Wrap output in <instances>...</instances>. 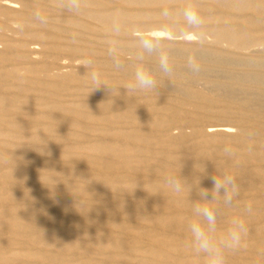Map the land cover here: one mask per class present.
Masks as SVG:
<instances>
[{
  "label": "rangeland",
  "instance_id": "374dc122",
  "mask_svg": "<svg viewBox=\"0 0 264 264\" xmlns=\"http://www.w3.org/2000/svg\"><path fill=\"white\" fill-rule=\"evenodd\" d=\"M252 1L255 2L257 5L264 6V0H252ZM3 2H8L12 4L16 12L22 11L26 13V18L28 20L25 19L16 20L13 14L9 12L0 11V68H2L3 65H5L7 67V70L9 69V71H7L5 75L0 76V92L8 91L9 89L11 90L14 87L18 88L20 86L18 89L20 90L19 92L20 97L21 98L31 97L38 90L35 87H39L42 83H46V82L49 83L54 80H61L68 78L67 75L58 76L57 74H60V72L68 71L71 67L77 69L90 68L96 71H106L110 78L116 80V83L115 82L111 83L108 81H98L101 86L99 88H96L98 84L94 81L89 80V78L83 79L82 77L83 82L89 87L96 88L97 90H102V91L115 88L116 93L120 94L121 96L122 95L124 96V97L122 96L121 99L123 101L125 100V104H126V106L124 107H118L116 105L113 106V108H118V109H112L111 107V108H102L98 110L97 109L93 110L87 107H86L87 109L82 107L83 108L82 110L75 109L74 113L69 112V110L67 109L63 111L61 110L65 114V116L68 117L69 121L62 123H49L50 131L58 138L59 143L61 144L63 143V145L73 146L74 148L77 147L78 149L74 152H76V154L80 156H83L85 160L78 163L77 162L67 163L63 168L59 170L61 174L58 177V179L49 180L46 183H42L45 186L56 190V187H54L55 183H57L58 180L60 181L65 180L67 182L72 183L77 191H81L79 192L80 193L79 195H82L84 197H79V198L85 202L91 200L90 197L96 198L98 197V195L100 196L101 188H105L104 187L105 184L96 183L94 185H91L90 183H87L88 182L87 179L92 176L94 177L98 175H103V176L105 175L106 177H111L118 174H123V175L127 174L129 178L126 176L128 178L124 182L126 184L131 179L130 177L132 175L133 176L135 175L133 173L135 171L133 170L136 169L138 173L136 172L135 173L138 175L141 172H143L144 167L142 166L147 164H152V167L154 169L160 170L161 172L165 171L163 165L168 166L169 164L171 168L175 170L174 172H177L178 169L181 168V166L179 165L180 163L169 159L171 158L170 155L177 154V151L174 152L175 146L178 145L179 143H183V141L189 137H195L201 140H205L206 139L205 133L207 132V130H209L210 125H218V126L224 125V127H227L231 133L236 134L237 136H240L244 139H251L253 133L242 132L240 130L241 129L240 124L242 125V127L248 128V126L250 127L251 124L255 125L257 123L256 125H259V128L257 129L260 131V134L258 135L264 141V106H263L264 105V77H263L264 76V45L261 42L260 43L255 42L250 44L248 48L241 50L234 48L230 45H227L224 42H215L212 34V30L216 28L215 26H217L214 24L217 22L216 20L214 21L213 18L218 14H224L226 15V17L229 18V19L225 18V22L227 21L226 23L228 24L227 26H231V25L242 26L244 27L245 30L248 29L246 30V32H249L250 34L257 35V32L262 33L264 32V28H263L264 23H262V21L264 22V12H261L260 14V11L259 10L256 11V9H252L253 7L251 8L248 7L244 10H236L234 8L229 9V7H223V5L217 2L216 0H205V1L179 0V1H175L176 3L173 2L171 5H174L179 10L183 9L181 10L183 13H185L186 9H192L196 13V15L199 18V22L190 23L187 20V18L184 16L178 18H171L165 15L163 16L162 14L160 15L161 12L155 9L156 7H160V6H158V4H156L155 2L150 5V7L147 9V12H145L144 14L139 12V8H140L139 5H130L120 0H89V2L87 3L80 1V8H85L86 10L92 8H100V9L102 8L101 12H108L111 10L126 11L129 14L126 17L129 23V28L126 29V31L124 30V32H121V31H109L100 28L98 27L99 24H97L84 12H81L80 14H77L75 12H69L66 10V8L63 5L61 4L56 5L51 0H34V2L33 0H0V5ZM23 3H26L27 5H24ZM207 9H209V11H207ZM242 14H245L247 17L250 16L251 18L258 20L261 29L254 30L255 28L253 25L244 22L242 20L241 18ZM65 17H71L73 19V22H76L77 24H67L61 21V19ZM206 18H208V20ZM173 27H176L178 29L177 33H174L171 30ZM29 28H34L36 29V32L39 31L41 34H44L46 36L45 39L48 40L73 41L76 47L68 54H59L58 55L59 57L57 59L56 58L47 59L43 56L42 52L39 51L41 49L40 45L36 41L30 40L26 36L27 31L25 30ZM143 37L153 38L154 41L157 43V47L153 49L151 52H147L145 50L138 51L130 47L129 45L123 46V48L115 47L116 43L123 44L133 41L139 42L140 39ZM186 38H188L189 42L192 43L195 49L202 51H207V50L211 51L216 55H218L221 59H224L226 56L225 59L230 60L231 63L230 62L225 63L217 59L214 60L208 59L207 61H200L195 58H189L187 56L186 57L179 56L173 53L172 50L173 48H177L186 44ZM3 42H8L9 44L15 46L19 45L20 47H22V45L24 44L25 46L23 47L33 49L35 52L33 53L26 51L27 56L24 57V59L23 58L20 59L18 58L17 60L10 59V54H9L10 51L8 48L4 47ZM162 49H165V51H163ZM119 52L121 53V55ZM162 55L167 58L169 67L171 68L170 73H167L168 75L161 72L159 69L160 58ZM44 59H47V61H44ZM104 60L111 61L112 63H110L109 65L103 64ZM42 62H46L49 65L47 67L49 68L48 70H39V71L28 70V67L35 65L37 66L39 65V63ZM233 63L234 65H232ZM245 64H247V66ZM138 68H143L145 71L150 72V74L153 76V78L156 81V86L154 88L146 89V90H141V89L133 90L129 88V85L134 84L135 82L134 77ZM233 74L235 75L232 76ZM74 76H73V81L77 82L79 79H81L80 77L82 75L78 73L76 74L74 73ZM241 79L243 82L241 81ZM197 82L200 85H196ZM19 83H22V85ZM168 85L170 86L168 87ZM203 87L205 89H203ZM220 88L221 90H219ZM129 93L131 94V96H129L130 95ZM107 94H108L107 92L104 93V95ZM259 94H261L262 97H259L258 96ZM61 97H65L63 96V93L56 94L57 99L58 98L61 99ZM98 98L100 97L85 95L81 100V103L83 102L84 105L88 103L89 104L94 103L97 101L96 99ZM49 100H55V97L50 98ZM135 101H137V103ZM155 101L159 103H155ZM135 105H140L141 107H147L148 109H150L145 115H143V117H140L141 115L137 117L138 119L149 120L146 123L145 127L152 128V126L153 127L156 126L157 128V125L159 127L161 125H162L161 127L167 125H175L171 127L172 135L178 136L180 130L183 129V131L187 136L181 138L180 137L171 138L168 135L163 134L161 135L162 140H164L162 143L151 144L148 140H146L145 142L144 139L134 134H131V136L128 137L127 136L123 137L122 134L107 135L101 133L102 130L104 132V129L108 127L110 122L116 125L118 123L123 125L125 120L134 118V116H125V118L121 119L122 120L121 122H115L112 119L108 123V119H103V120L101 119L102 116L101 111L108 110L107 113L117 110L123 111L124 108L129 106L130 108H137ZM154 105H161L165 109L163 111L161 110L157 111L155 109L153 110L152 106ZM53 111L55 113H60L59 111L56 110ZM173 112L175 113V115H171V113ZM1 118L7 120L10 119V116L3 115L1 116ZM0 121L3 122L2 120ZM153 121L155 124L153 123ZM8 131L9 128H4L3 126L0 127L1 136H4L7 133H9ZM193 132L196 133L193 134ZM125 138L127 141V148L125 150L128 151L129 153L132 152L134 153V150L130 148L131 146L135 145L138 147V149L141 148L137 152L138 155L137 154L132 155L133 158L139 159L137 162L132 161L130 162V164H126V165L124 164L123 166H121V168L118 169L113 168L111 170V168H105L104 170L105 172L98 171L95 172V174L92 173L89 176H84V177L82 176L84 165H97V166H101L102 168L103 165L105 164H108L110 166L114 165V167L117 164L120 165V163H122L120 162L122 161L121 157L117 155H114L112 157L109 155V150L107 149V147L99 148L97 146L109 142L110 143L117 141L121 142L122 140H123L122 142H124ZM216 138L218 140H216L214 145L212 144L214 143V141L211 140L209 141L208 143L209 146L213 145V147L219 149L225 148L226 146L228 147L231 146V144L227 145L225 144L224 141H220L221 135H216ZM130 139L133 141H131ZM23 144L25 146V148L23 149L27 153L23 154L26 155L25 159L22 157V160L20 162H17L19 165L16 169L17 171L20 172L29 169L34 164L36 165L38 164L41 167L44 166L43 167L44 169H49V168L52 169V166H56L59 162L57 158H63L68 154V152L64 151L61 155L56 156L51 151L39 150L37 146H34L30 143H23ZM143 144H144L143 146L144 148L141 147ZM208 144L205 143V146H207ZM83 145H85V147L80 148ZM169 145L171 146L173 145V146L171 147ZM47 146L50 147L48 148L50 150L54 147L51 145H47ZM148 146L151 148H148ZM4 147L5 148H0L1 161L11 160L12 158H17V157L20 158L22 156L21 150L15 144L5 145ZM207 147H205V149ZM202 148L204 147L203 146L199 147L198 150ZM198 150L193 149L190 151L191 153L189 152L190 154L189 156H191L192 160L194 161H192L189 167L186 168L187 171H183V172L178 171L182 174L181 176L186 178L189 182L191 180L198 178V176L201 175L199 172H207L208 170V173H210L214 169L212 171L213 175L215 174L220 175L221 173L224 172L223 170H225V172H230L232 169L233 170H235L236 168L238 169L239 161L241 157L244 158L245 160V162L244 160H242V164H248L253 162L258 166L262 165L261 167H264V157H263L264 147L260 148L262 152L261 158L253 157V156L251 157L249 154L241 155V157L239 158V156L235 154H232L231 156H226L225 154L222 155L221 153H217L215 155H211L212 157L210 156L202 159L201 157L197 156ZM151 154L153 155L151 156ZM225 157H228L229 159ZM212 161H214V163ZM189 170L190 173H188ZM174 172H164L162 174L171 175L174 174ZM232 175L237 176L240 174L233 173ZM161 177L162 176L159 177L149 176V181L152 182L155 181L158 183L160 182L158 186L150 190L147 189L145 191H142L138 189L140 186H136L132 188V190H126V191L123 190L120 192L119 191L115 192L114 189H111V191H113L112 192L113 200L107 206L112 210L117 211L115 213L125 215L126 213H122L119 210L123 208V204L129 201L130 198H134V196H130L128 194L136 193L138 194V197L135 198L138 199L140 198L137 203L142 204L144 206L142 208L143 211L134 210L135 207L133 205L129 207L130 213H133L139 218L141 216H148V214H152V213L154 214L155 212V214L156 213L160 214V216L162 218L164 217L165 219L163 218L164 220L162 222H158V221L155 222V220L153 219L148 221L140 220L139 222H137L136 220L125 218L124 220L120 221L121 223L124 224L125 227L133 224L136 225L137 228L140 230H149L151 233H157L163 236L164 239L169 240L172 236L182 235L186 239L191 240L192 237L190 231L188 230L189 229L188 225L190 222L198 219L197 217L194 216L192 211L193 201L199 198L197 192L195 188H193V190L190 191L191 187L188 188L189 190L188 191L186 186L182 192L175 193L167 185H165L163 181L158 180ZM36 178H38L37 179L38 181H42V175L36 176ZM132 178L133 181H139L142 179L141 177H137V176ZM4 179L11 180L17 183L21 182L22 180V178L21 180L14 178L12 179L4 178ZM244 179L250 180V178H246V177ZM44 180L46 179L44 178ZM42 184L38 183L39 186H42ZM162 187H165L168 193L164 192L162 194H157V192H161L160 190H162ZM262 189H264L263 184H261L259 188L257 187L253 188V190L243 189L242 191H238V194H236L234 197L240 195V193L242 194L246 193L251 195L257 194L259 192H263L264 190ZM61 190L62 189H60V191ZM257 190L258 192H256ZM67 191L73 193L71 192V190H67ZM39 194L45 195L46 197L48 195L44 191H42V193ZM85 194L87 197H85ZM260 194L264 195V192ZM192 197L195 199H193ZM171 198H176L177 201H179V203L174 202ZM221 200L222 198L221 199L218 198V203L211 206L213 207L217 206V210L219 214L225 215L226 213L229 215L228 212H225L226 211L225 209L228 207H226V205H224ZM9 201L10 203L13 204V206L17 208L18 215L21 214L20 211L22 210V208L32 206V204L29 205V203H27V200L25 201L23 200V198L10 199ZM171 202L173 203L172 205ZM87 206L90 207L89 205ZM182 207L183 209H185V211L182 209ZM154 208H156V210ZM255 208L257 207L255 206ZM89 211L90 210L87 209L86 207V212H88L87 215L93 217L96 220L95 225H87L84 223L81 224V228H83V230L85 229L92 230L89 234L90 235L88 237L89 239L84 241L82 240L81 233L75 232L74 236L65 235V237H63L64 239L63 241L65 242V244H59V242H57L56 235H53V233L46 232V234H48L50 238H54V239L50 241H44L41 243L27 242L28 249L32 251L34 254L29 255L27 257L15 259L14 262L26 261L28 262V264H45V263L68 264V262L67 263H63L59 261L56 262L55 260H53V257L60 258L62 261H64L65 258L69 257L68 254L72 252V250L74 249L73 247L75 245L80 246V248H78L80 252L82 251L84 252L83 254L84 258L82 260L85 261L86 264H182V263L187 264L185 261L191 260V258L198 257L194 250H191L190 252L172 250L169 252L170 247L166 244L164 245L163 243L158 242L155 236L151 234L143 235L136 233L135 236L126 238L123 234L118 233L119 230L114 225L115 222L117 221L114 220L112 221L108 219V217H105L106 215L101 217L99 215L89 213ZM189 211H191V213L193 214V218H191L190 220L185 221L183 223H181L182 221H180V223L174 226H172L171 224L167 225V219L169 218V216L170 217L178 216L179 214H184V213L190 214ZM72 213L74 214V216H72L73 219L76 220L81 219L82 214H79L78 212H72ZM228 217H230L231 219L233 217H239L244 220L245 224L248 219L247 212L240 211V213H237L235 211L233 212V210ZM228 217L226 216L225 218ZM20 218H16V220L19 222L21 221ZM201 223H203V221H201ZM258 224H259L258 222L256 223L253 222L249 226L254 227ZM1 225H0V233L1 231L7 229L6 224H1ZM62 225L63 224L56 225L53 229L58 231L60 228H62ZM225 229L227 230L228 227L225 228V226L217 224V232L215 233V236H217V234L222 233ZM35 230L37 231V233L39 232L38 229ZM35 230L32 229L33 232ZM97 232L98 233L108 232L109 234L114 235L113 240H115L116 242H120V246L107 247L101 250L100 243L97 242L96 238H94L95 236L94 233ZM178 232H182V233H178ZM259 233H261V231ZM20 234L14 235L10 233L5 237L17 243V241H20L19 239L17 240V238L20 237L22 239L27 238V236H24L27 233L22 232ZM262 234H264V232ZM262 234H258V233L254 234L253 235L254 238H252L253 236L251 235L242 234L241 244L239 248H236L234 250L225 249L224 252L230 255L235 254V252L237 254H242V253L244 254L248 251L257 254L260 253L261 251L262 253H264V237ZM4 235L6 234L2 233L0 235V238H2ZM246 237H250V238L246 239ZM216 238L219 239V237ZM256 240H261V243L259 245L258 244L255 245L253 248L247 247L248 243L250 242L252 243ZM3 241L4 240L0 239V246L3 245ZM132 244H134V246H132ZM173 246L176 245L174 244ZM144 248L146 249L150 248V250L153 252L142 253ZM0 254L4 255V253H0ZM198 255L203 256L202 259L194 260L189 264H207V260L204 257V255L203 254H198ZM162 256H166V257L162 259ZM166 259L170 262H166ZM244 263L237 262L235 264H244ZM250 264H264V258H262L260 261L258 260V262H254Z\"/></svg>",
  "mask_w": 264,
  "mask_h": 264
},
{
  "label": "bare ground",
  "instance_id": "6f19581e",
  "mask_svg": "<svg viewBox=\"0 0 264 264\" xmlns=\"http://www.w3.org/2000/svg\"><path fill=\"white\" fill-rule=\"evenodd\" d=\"M51 1L56 5L61 4L64 6V0H51ZM80 1L85 2V3L89 2V0H80ZM120 1H123L125 3L130 4V5H139L140 6L139 12L144 13V14H145V12H147V9L150 7V5L155 2L156 4H158V6H160V7L155 8L161 12L160 15L162 14L163 16L165 15V16L171 17V18H178V17H182V16L185 17L184 13L181 11L183 9L179 10L174 5H171L173 2L179 1V0H120ZM216 1L221 3L223 5V7H229V9L234 8L236 10H244L248 7L249 8L253 7L252 9H256V11L259 10L260 14H261V12H264V6L257 5L252 0H216ZM33 2H34V0H33ZM23 4L27 5L26 3H23ZM194 4H192V5H194ZM17 6H19V5H17ZM13 7L14 6L12 4H10L8 2H3L0 5V11L9 12V13L13 14V16L15 17L16 20L17 19L18 20H22V19L28 20L26 18V13H24L22 11L16 12V10H14ZM96 7H97V5H96ZM211 8H213V7H211ZM226 10H227V8H226ZM101 11H102V8L101 9L100 8H92V9H87V10L85 8H80V11L75 12V13L80 14L81 12H84L91 19H93L97 24H99L98 27L109 30V31L124 32V30L126 31V29L129 28V23H128V20L126 18L129 14L126 11H124V10H113V11L111 10L108 12H101ZM207 11H209V9H207ZM223 13H225V12H223ZM248 15H251V14H248ZM225 18L229 19L224 14H218V15L214 16V18H213L214 21L216 20V22H217V23H214L215 25H217V26H215L216 28H214L212 30V34H213L215 42H224L227 45H230L234 48L241 49V50L248 48L250 44L255 43V42H259V43L261 42L264 45V32H262V33L257 32V35H255V34H250L249 32H246V30H248V29L245 30L244 27H242V26H235V25L227 26L228 24L226 23L227 21L225 22ZM241 18L244 22H247V23H250L251 25H253L255 28L254 30L261 29L258 20L253 19L250 16L247 17L245 14H242ZM206 19L208 20V18H206ZM61 21L65 22L67 24H77L76 22H73V19L71 17L62 18ZM262 23H264V22L262 21ZM171 30L174 33L178 32V29L176 27H173ZM25 31H27L26 36L30 40L36 41L40 45L41 49L39 51H41L43 56L47 59L48 58H51V59L56 58L57 59L59 57L58 56L59 54H68V53H70V51L74 50V48L76 47L74 45L75 43L73 41H70V40L52 41V40L45 39L46 36L44 34H41L39 31L36 32V29H34V28H29V29H26ZM226 44H225V46H226ZM3 45H4V47L8 48L10 51V53H9L10 59H16V60L18 58L24 59V57L27 56L26 51L27 52H33V53L35 52L33 49L23 47V46H25L24 44L22 45V47H20L19 45L15 46V45L9 44L8 42H3ZM126 45H129L130 47H132L138 51L143 50L141 48L139 42H134V41L128 42V43H123V44L116 43L115 47L123 48V46H126ZM165 49H162V50L165 51ZM214 49H216V48H214ZM172 50H173V53H175L176 55L184 56V57L187 56L189 58H195V59H198L200 61H207L208 59H213V60L217 59V60L223 61L225 63L230 62V60L225 59L226 56L224 59H221L218 55H216L215 53H213L211 51H208V50L202 51V50L195 49L194 46L192 45V43L189 42L188 38H186V44L185 45L177 47V48H173ZM249 52H251V51H249ZM120 55H121V53H120ZM252 56H254V55H252ZM47 59H44V61H47ZM103 62H104L103 64H108V65L110 63H112L111 61H108V60H104ZM238 62H240V61H238ZM232 65H234V63ZM245 65L247 66V64H245ZM48 66L49 65L46 62H42V63H39V65H37V66L35 65V66L28 67V70H30V71L48 70L49 69V68H47ZM189 66H190V64H189ZM7 71H9V69L7 70V67L5 65H3V67L0 68V76L5 75L7 73ZM182 72H184V71H182ZM74 73L75 74L78 73V74L82 75L80 77L81 79H79L77 82L73 81ZM93 74L96 75L98 81H108L111 83H114V82L116 83V80L110 78L106 71H96V70L90 69V68L89 69H86V68L85 69H83V68L77 69V68L71 67L68 71L60 72V74H57L58 76L67 75L68 78L61 79V80H54V81L49 82V83H47V82L42 83L39 87H35L38 90L31 97L21 98L19 95L20 90H18L20 86L18 88L14 87L11 90L9 89L8 91L0 92V118L3 115H9L10 116V119H7V120H4L2 118L0 119L3 121V122L0 121V124H1L0 127L3 126L4 128H9V131H8L9 133H7L4 136L0 135V148H5L4 147L5 145L15 144L22 152V156L20 158L17 157V158H12L11 160L1 161V157H0V225L1 224L7 225V229L1 231V233H0V235L2 233L6 234L3 237L1 236L2 238H0V239L4 240L3 245L0 246V253H4V255L0 254V264H28V262H26V261L14 262V260L18 259V258L27 257L29 255L34 254L32 251H30L28 249L27 242H29V243H41L44 241H50V240L54 239V238H50V236H48V234H46V232L53 233V235H56L57 236V242H59V244H65V242L63 241L64 240L63 237H65V235H67V236L73 235L74 236L75 232L81 233L82 240L86 241L87 239H89L88 237L90 236L89 234L92 230H89V229L83 230V228H81V224L84 223L87 225H95V223H96V220L93 217L87 215L88 212H86V207H87V209L90 210L89 213H93V214L99 215L101 217L106 215L105 217H108V219H110L112 221L113 220L117 221V222H115L114 225L119 230L118 233L123 234L126 238L133 237L136 235V233L143 234V235L151 234V235L155 236V238L158 242H161L164 245L165 244L168 245L170 247L169 252L172 250L173 251H187V252L194 250L193 245H192V239L188 240L185 237H183L182 235L172 236L168 240V239H164L163 236H161L157 233H151L149 230H140L137 228L136 225H133V224L125 227L124 224L120 222L121 220H124L125 218L136 220L137 222H139L140 220L148 221V220H152V219L155 220V222L156 221L162 222L165 219L164 217H163L164 218L163 219L160 216V214H157V213L155 214V212H154V214L153 213L148 214V216H141L139 218L136 215H134L133 213H130L129 207L133 206V205L135 207L134 210L143 211L142 208L144 206L142 204L137 203L140 198L139 199L135 198V197H138V194H136V193H129L128 194L130 196H134V198H130L129 201H127L125 204H123V208L121 210H119L122 213H126L125 215L115 213L117 211H114L107 206L113 200V195H112L113 191H111V189H114L115 192H118V191L120 192L123 190L124 191L132 190V188H134L136 186H140L138 189L145 191L147 189L150 190V189H152V188H154L160 184V182L158 183L155 181H153V182L149 181V176L150 177L162 176L158 180L163 181V183H165V179H166V177L169 176V174L164 175L162 173L175 171L171 168V166L169 164H168V166L163 165V168L165 169L164 172H161L160 170L154 169L152 167V164H147V165L142 166V167H144L143 172H141L138 175L136 174V173H138L137 170L132 169L136 173L133 172L135 175L134 176L132 175L130 177L131 179L126 184L124 182L126 181V179L129 178L127 174L126 175L118 174V175H114L111 177H106L105 175H104L105 177L103 175H98V176H94V177L92 176V177L87 179V181H88L87 183H90L91 185H94L96 183L105 184L104 185L105 188H101V190H100L101 195L100 196L98 195V197H96V198L90 197L91 200H88L85 202L79 198V197H84L82 195H79L80 194L79 192H81V191H77L75 186L70 182H67L65 180H63V181L58 180V182L55 183V186H54V187H56L57 191L52 189V188L45 186L44 184H42V183L48 182L49 180L58 179V177L61 174L59 170L61 168H63L67 163H69V162H71V163L77 162L78 163V162L85 160V158L83 156H80V155L76 154V152H74L78 149L77 147L74 148L73 146L63 145V143L62 144L59 143L58 138L50 131L49 123H62V122L69 121L68 117L65 116V114L62 112L65 109L69 110V112L74 113L75 109L76 110H80V109L82 110L83 109L82 107H84L85 109L89 108V109H93V110H95V109L98 110V109H102V108H111V107H112V109H118V108H113L114 105H116L118 107L126 106L125 100L123 101L121 99L123 95L121 96L120 94L116 93L115 88H111L109 90H103L102 91V90H97L95 88L89 87L83 82L82 77H83V79L89 78V80L93 81V79H92ZM199 75H201V74H199ZM234 75L235 74H233L232 76H234ZM217 78H218V76H217ZM241 81H242V79H241ZM19 84L22 85V83H19ZM260 84H262V83H260ZM174 85H176V84H174ZM196 85H200V84L197 82ZM169 86L170 85H168V87ZM214 86H216V85H214ZM203 89H205V88L203 87ZM219 90H221V88ZM161 91H162V89H161ZM105 92H107L108 94L104 95ZM206 92H207V90H206ZM58 93H60V94L63 93V96H65V97H61V99H59V98L57 99L56 94H58ZM85 95H87V96L88 95L99 96L100 98L96 99L97 101L94 103H90V104L88 103V104L84 105L83 102L81 103V100L83 99V97ZM129 96H131V94ZM258 96L262 97L261 94H259ZM53 97H55V100H49L50 98H53ZM135 102L137 103V101H135ZM261 102H263V101H261ZM155 103H159V102L155 101ZM237 103H238V101H237ZM135 106L137 108H130V106H129V107L124 108L123 111L117 110V111H111L110 113H107L108 110L101 111V114H102L101 119L102 120L108 119V123L112 119L115 122H121L122 121L121 119L125 118V116H134V118H132V119L125 120L123 125L120 123H118L116 125V124H112L110 122L108 127L106 129H104V132L102 130L101 133L107 134V135L122 134L123 137H125V136L128 137V136H131V134H134V135H137L138 137L144 139L145 142H146V140H148L151 144L152 143H156V144L162 143L164 140H162L161 135H163V134L168 135L171 138H176V137L181 138V137L187 136L185 134V132L183 131V129L180 130V132L178 133V136L172 135L171 134V129H172L171 127L175 126V125H167V126L161 127L162 125L159 124L161 126L159 127L157 125V128H156V126L155 127L152 126V128L151 127H145L146 123L149 120L138 119L137 117H139V115H141L140 117H143V115H145L150 109H148L147 107H141L140 105H135ZM152 107H153V110L155 109L157 111H160V110L163 111L165 109L161 105H154ZM53 110L59 111L60 113H55ZM70 110H72V111H70ZM171 115H175V113L173 112V113H171ZM261 118H263V117H261ZM154 120H156V119H154ZM161 120H163V119H161ZM167 120H170V119H167ZM153 123H154V121H153ZM239 123H238V126H239ZM256 124L255 125L251 124V126L250 127L248 126V128H246V127L244 128L240 124V126H241L240 130L242 132L253 133V135H252L253 138L251 137V139H244L240 136H237L236 134L231 133L227 127H224V125L223 126L210 125L209 130H207V132L205 133V135H206L205 140H201V139H198L195 137H189L186 140L183 139L184 140L183 143L177 142L179 144L176 145L174 148L175 149L174 152L177 151V154L170 155L171 158H169V159H171L172 161L179 162L180 163L179 165L181 166L182 169L179 168L178 171L183 172V171H187L186 168L189 167V165H190V163H192V161H194V160H192V157L189 156L190 155L189 152L193 149L198 150L199 147H202V146L204 147L202 149H199L198 153H197V156L201 157L202 159H204L205 157L206 158L210 157L211 155H215L217 153H221L222 155L225 154L223 151L224 148L219 149V148L213 147L216 140H218L216 138V135H221L220 141H224L225 144H227V145L231 144V146H229V147L231 149H233V154L239 156V158L241 157V155H244V154H249L251 157L253 156V157L261 158L262 152H261L260 148L264 147V141L258 135V134H260V131L257 129V128H259V125H256ZM8 125H10V126H8ZM136 128H138V129H136ZM195 133L196 132H193V134H195ZM150 138H152V139H150ZM105 139H107V138H105ZM124 140H125L124 142H122L123 140L122 141L120 140L121 142H118L116 139L117 142H111V143L109 142V143H104L103 145L97 146L99 148L107 147V149L109 150V155L112 157L114 155L121 157L122 161L118 160V161L122 162V163H120V165L117 164L114 167V165L110 166L108 164H105V165H103V168L101 166H97V165H84V170L81 168L83 170L82 176L83 177L89 176L92 173L95 174V172H98V171L105 172L104 171L105 168H111V170L113 168L118 169V168H121V166H123L124 164L125 165L130 164V162H132V161L137 162L139 159L133 158L132 155L137 154V152L141 148L138 149V147L135 145L131 146L130 148H132V150H134V153L133 152L129 153L128 151L125 150L127 148L126 138ZM210 140L214 141V143H212L213 144L212 146H209V144H208ZM131 141H133V140H131ZM137 142H140V141H137ZM23 143H30L34 146H37L39 148V150H42V151L43 150H49L52 153H54L56 156L61 155L64 151L68 152V154L63 158H57L59 162L56 166H52V169H50V168L44 169L43 168L44 166L41 167L38 164L37 165L34 164L29 169L20 172V171H17V169H16L19 165L17 162H20L22 160V157L25 159L26 155H23V154L27 153L23 149V148H25ZM205 143L208 144L207 145L208 147L205 146ZM47 145H51L54 147L50 150V149H48L50 147H48ZM143 146H144V144L141 147H143ZM169 146H171V145H169ZM83 147H85V145H83L80 148H83ZM205 147H207V148L205 149ZM226 147H228V146H226ZM148 148H151V147L148 146ZM9 150H10V148H9ZM143 154H144V151H143ZM137 155H135V156H137ZM152 155L153 154H151V156ZM158 157H159V155H158ZM263 157H264V155H263ZM217 158H219V157H217ZM225 158H228V157H225ZM242 160H244V158L241 157L240 161H239V166L237 165L238 169L237 168L235 170L232 169L230 172H228L231 175L233 173L240 174L237 176L233 175L236 179L238 186H240L238 191H242L243 189L253 190V188H256V187L259 188L261 184L264 185V167H261L262 165H260V164H259L260 166H258L253 162L248 163V164H242ZM246 161H247V159H246ZM115 162H116V160H115ZM156 162H159V161H156ZM212 162L214 163V161H212ZM244 162H245V160H244ZM261 162H263V161H261ZM236 163H237V161H236ZM130 166H132V165H130ZM222 166H223V164H222ZM212 169H213V167H212ZM178 171L174 172V174H171V175L179 177L182 174ZM194 171H193V173H194ZM212 171L210 173H208V170H207V172H199L201 175H199L198 178L191 180L189 182L190 184L187 186V190L189 187H192L195 184H197L199 182V180H200V187L211 189L212 188V182H211L210 178H211V176H213ZM223 171L225 172V170H223ZM188 173H190V170ZM101 174H102V172H101ZM39 175H42V181L37 180L38 178H36V176H39ZM78 175H81V174H78ZM135 176L141 177L143 180L141 179L139 181H133L132 177H135ZM147 176H148V178H147ZM245 177L250 178V180L244 179ZM4 178H11V179L14 178V179H20V180L22 178V180H21V182L17 183V182H13L11 180H5ZM44 178L47 181L44 180ZM38 183H41L42 186H39ZM143 185H145V186H143ZM165 185H166V183H165ZM141 186H143V187H141ZM59 188L62 190L64 189L63 192H62V190L60 191ZM67 190H71V192H73V193H70ZM262 190H264V189H262ZM42 191H44L45 193L48 194L47 197L45 195L39 194V193H42ZM160 191L161 192H157V194H162L164 192L168 193V191H167V189H165V187H162V190H160ZM256 192H258V190ZM263 192H259L257 194H253V195L246 194V193L245 194L240 193V195L234 197L233 204L231 207L226 206L228 208L225 209L226 210L225 212H228L229 215L231 214L232 210H233V212L235 211L237 213H240V211L247 212L248 219H247L246 224H245V227L247 228V232L244 233L246 235L253 236L254 234H257V233L262 234L264 232V195L260 194ZM85 197H87L86 194H85ZM15 198H21V199L23 198V200H25V201L27 200V203H29V205L32 204V206L22 208V210L20 211L21 214L18 215L17 208L15 206H13V204L10 203V201H9L10 199H15ZM171 199L174 202L179 203V201H177L176 198H171ZM193 199H195V198H193ZM170 200H169V202H170ZM172 204L173 203L171 202V205ZM87 205H89L90 207H88ZM248 206L251 208V211H248V209H249ZM255 206L257 208H255ZM188 208H189V206H188ZM154 209L156 210V208H154ZM182 209H183V207H182ZM183 210L185 211V209H183ZM72 212H78L79 214H82L81 219H78V220L73 219L72 216H74V214ZM187 212H188V210H187ZM189 212H190V214L184 213V214H179L178 216H172V217L169 216V218L167 219V225L171 224L172 226H174V225H177L178 223H180V221H182L181 223H183L185 221L190 220L191 218H193V214L191 213V211H189ZM111 214H113V215H111ZM229 215L226 213H225V215L218 213L217 224L225 226V228L229 227L230 226V220H231V218L228 217ZM226 216L228 218H225ZM16 218H20L21 221L18 222L16 220ZM253 222H255V223L258 222L259 224L254 226V227L249 226ZM61 224H63L62 228H60L58 231L53 229L56 225H61ZM32 229L33 230L38 229L39 232L37 233L36 230L33 232ZM169 231H170V229H169ZM260 231H261V233H259ZM22 232L27 233L26 235H24V236H27V238H23V239L21 237L17 238V240L18 239L20 240V241H17V243H15L12 240L7 239V237H5L10 233H12L14 235H19ZM170 233H173V232H170ZM178 233H182V232H178ZM225 233H226V229L222 233L217 234L216 237H220L221 235H224ZM94 235H95L94 238H96L97 242H99L101 245L100 246L101 250L103 248H107V247L120 246V242H116L115 240H113L114 235H111L108 232H106V233H104V232L98 233L97 232V233H94ZM262 235L264 237V234H262ZM247 238H250V237H246V239ZM252 238H254V236ZM260 243H261V240H256L252 243L251 242L248 243L247 247L253 248L255 245H257V244L259 245ZM174 244L176 246H173ZM132 246H134V244H132ZM242 246H243V244H242ZM59 248H60V246H59ZM73 248L74 249L72 250V252L68 254L69 257L65 258L64 261H62L60 258H57V257H53V260H55L56 262L59 261V262H63V263L68 262V264H86L85 261L82 260L84 258L83 257L84 252L83 251L80 252L78 250V248H80V246L75 245ZM238 251H239V249H238ZM146 252L152 253L153 251H151L150 248L149 249L144 248L142 253H146ZM142 253H140V254H142ZM196 255L198 256L197 258H191V260H188L185 262L187 264H189L194 260H201L203 257L201 255H198L197 253H196ZM165 257L166 256H162V259H164ZM262 258H264V253H262V251L258 254L252 253L249 251L244 253V254L243 253L237 254L235 252V254H233V255H230V254H227L226 252H224V264H233V263L235 264L237 262H239V263L245 262L246 264H250V263L258 262V260L260 261ZM100 260H102V259H100ZM145 261H147V260H145ZM166 262H170V261H168L166 259ZM136 263H138V262H136ZM175 263H177V262H175Z\"/></svg>",
  "mask_w": 264,
  "mask_h": 264
},
{
  "label": "clouds",
  "instance_id": "9594fccd",
  "mask_svg": "<svg viewBox=\"0 0 264 264\" xmlns=\"http://www.w3.org/2000/svg\"><path fill=\"white\" fill-rule=\"evenodd\" d=\"M64 7L69 12H79L80 0H64ZM184 15L190 23L199 22L198 16L191 9H186ZM139 44L147 52H151L157 47V43L153 38H141ZM159 69L165 74L171 71L167 58L163 55L160 58ZM92 79L98 84L96 88H99L101 85L95 74H93ZM134 81V84L129 85V88L133 90L152 89L156 86L153 76L143 68L137 69ZM223 151L226 156L233 154V149L230 147H225ZM210 179L212 182L211 189L200 187V180L191 187L190 191L195 188L199 197L193 201L192 209L194 216L198 219L190 222L188 228L191 233L194 251L197 254H203L207 264H224V250L238 248L241 244L242 234L247 232V228L243 219L233 217L226 233L220 236L219 239L216 238L218 210L217 207L211 205L217 204L218 198H222L223 204L231 207L234 196L238 194L239 186L235 177L228 172H223L220 175L215 174ZM165 183L175 193L182 192L190 184L181 175L179 177L169 175L166 177ZM248 211H251L250 207Z\"/></svg>",
  "mask_w": 264,
  "mask_h": 264
}]
</instances>
